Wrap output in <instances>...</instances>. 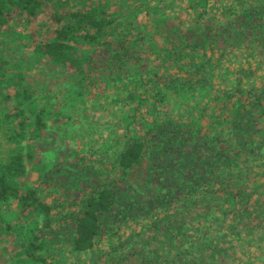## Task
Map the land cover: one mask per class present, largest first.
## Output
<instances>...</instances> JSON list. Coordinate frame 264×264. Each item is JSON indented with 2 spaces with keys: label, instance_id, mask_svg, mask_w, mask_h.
<instances>
[{
  "label": "rangeland",
  "instance_id": "374dc122",
  "mask_svg": "<svg viewBox=\"0 0 264 264\" xmlns=\"http://www.w3.org/2000/svg\"><path fill=\"white\" fill-rule=\"evenodd\" d=\"M91 1L60 0L57 7L53 6V0L48 6L41 7L35 17L29 18L20 13L0 28V62L7 61L8 66L1 82L7 79L15 88V91L12 89L0 91V99L3 98V101H0V110L5 111L0 113V150H6L4 136L9 132L6 129L12 128L10 132L14 136L18 132L28 133L29 125H33L38 114L45 123L41 137L34 143L39 149L36 156V169L39 174L46 175L44 172L58 164L62 157L69 158L71 165L70 171L63 166L59 168L62 173L59 187L51 189L54 194L49 199L58 195L62 196L63 201L71 199L68 193H73L78 188L83 189L87 175L96 177L107 174L109 181H111L109 177H114L116 181L113 182V186L120 190L117 203L121 210V220L117 224L120 235L113 240V243L117 244L112 248L108 247L105 244L107 235L104 236L105 240H101L102 245L98 248L76 254L70 233L68 230L62 231L61 238L58 237V243L54 247L46 246L44 264H150V261L152 264H264L262 238L255 234L254 240L248 232L237 236L234 231L233 234L231 230H227L232 224L231 220L220 226L222 225L221 221L219 222L222 217L220 215L224 213L223 208L225 212L229 210L228 205L208 209L202 222L201 220L197 222L191 211L186 210L187 207L180 206L183 201L177 207L174 206L172 200L182 195L177 196L174 193L176 175L171 174L166 168L171 170L170 163L172 160L175 162V156H166L163 160V170L160 169L157 161L151 157L154 140L144 144L146 151L139 156L142 163L132 170V173L114 166L112 160L118 151L128 146V138L142 140L145 137L146 126L140 122L133 123L130 131H127V139H123L122 136L126 132L123 125L126 116L120 115L124 113L125 107L123 104L113 107L119 96L125 98L127 91H132L138 86L136 84L128 86V82L131 81L130 75L148 74V79L153 77L160 85L163 83L181 87L185 84L183 77H187V74L179 67L194 65L188 54L191 49H196L199 55L208 53L209 58L206 60L208 64L205 67L207 79L211 65L215 64L216 72L227 75L229 82L237 80L235 72L239 70L245 72V75L250 72L247 78L251 75L252 84L247 78H243L229 102L228 108L231 111L226 109L219 111L216 108L214 113H211L216 119L194 127L197 136L196 138L194 136V141L186 142L187 146L192 142L205 144L203 151L208 158L213 159L216 153L206 149L207 143L214 142L215 145L220 142L226 143V147L233 149L236 154L239 153L234 156L236 160L234 167L239 166L242 172H245L249 164L250 166L255 164V172L264 177V102L258 107L253 106V103L249 104L258 96L264 98V0L154 1L156 8L149 11L150 16L156 18L150 23L147 33L138 36L136 31L129 37L120 20L124 19L122 17L126 16V12L132 10L134 0L129 2L106 0L111 7L109 10H117L121 15L115 22L120 23L119 25L111 24L118 28L114 35L96 34L99 42L94 46L89 41L81 40L89 31L84 22L77 27L82 33H74L75 36H79L77 43H74L75 55L81 60L87 74L86 77L81 76L82 84L78 89L76 84L78 77L72 76L70 68L67 66L61 68L60 63L51 65L48 58L36 55L35 51L41 43L54 39L57 30L68 26L76 29L74 15L79 18L86 15L91 8ZM146 1L150 3V0ZM100 2L102 1L99 0L98 3ZM200 12L204 13L200 15ZM100 29L98 27V32ZM118 31L122 32L121 36ZM165 39L172 42V45L166 43ZM157 49L158 52L155 53ZM204 60L202 57L201 63ZM92 66L93 71L90 70ZM25 73L28 74L26 78ZM108 81L115 83L111 85ZM20 84L25 86L18 88ZM211 84L217 87L219 82L211 81ZM231 89L232 87L228 86L222 91ZM25 91L28 93L25 94ZM82 92L87 96V100H90L85 101L83 105L79 103ZM6 94L9 97L6 98ZM169 97L170 101L175 99L172 95ZM195 97L199 99L198 96ZM112 102L113 104L108 106ZM223 104L224 102H220L219 106L223 107ZM202 105L200 101H194L187 104V107L191 110L190 114L196 115L195 112ZM234 110L235 114H232ZM5 113L9 114L7 119ZM217 120L224 122L225 125L217 126ZM232 122L236 125L233 132H229L232 129ZM214 132L212 138L205 139ZM251 133H256L253 139L248 137ZM117 138L121 139L123 146L114 144L113 141ZM80 140L84 141L81 142L84 145L81 157L82 154H86L81 159L79 154L74 157L70 153ZM93 141L95 146L92 153L88 150ZM101 145L102 148L97 150ZM247 148L252 150L251 153ZM188 149L189 153L192 152L191 148ZM201 154L203 155V152ZM90 155L93 161L89 158ZM185 156L189 159V155ZM230 157H233V154ZM204 160L205 158H202L198 162L199 169L197 163L191 165L197 169L194 177L199 175L201 181H206L204 188H207L205 191L194 188L195 192L192 193L193 197L190 200L197 201L196 207L200 204L201 207L209 203L218 204L217 197L221 195L219 183L222 178L216 171L206 170L205 173L200 165ZM237 174L240 175L239 172ZM259 178L264 181V178ZM36 179V174L30 173L28 180L31 181L28 182L26 179L22 184L32 187L34 184L32 181ZM161 184L165 188L158 192L157 187ZM224 197L225 195L222 196V201ZM263 198L264 192L259 190L251 199L249 209L256 206L250 209L253 210V217L264 215ZM218 210L220 212L216 215L215 212ZM71 211L74 212L75 208L73 207ZM198 211L200 215L203 209ZM1 212L0 264H16L15 254L20 249L19 240L16 241L18 235L9 237L2 235V227L26 226L30 223L26 219L33 214L30 216L32 211L18 206L16 202L5 203ZM193 212L195 213V209ZM244 213L246 212H242ZM229 214H232V211ZM5 220L10 221L11 226H6ZM243 222H237V229L243 230ZM153 223L155 228L152 232L150 228H144ZM213 229L215 233H212ZM222 231L226 233H221ZM120 237L123 239L122 242ZM4 244L8 245L9 250L5 249L7 246ZM11 246H14V249Z\"/></svg>",
  "mask_w": 264,
  "mask_h": 264
},
{
  "label": "trees",
  "instance_id": "16d2710c",
  "mask_svg": "<svg viewBox=\"0 0 264 264\" xmlns=\"http://www.w3.org/2000/svg\"><path fill=\"white\" fill-rule=\"evenodd\" d=\"M51 1L53 0H0V28L4 26L9 19H13L20 13L22 15L25 14L29 18L35 17L36 12L41 7L48 6ZM58 1L60 0H54L53 6L55 5L58 7ZM101 1L102 2L98 3L99 0H92L91 8L87 11L86 15L81 16L82 18L74 15L76 20L74 27L76 29L68 26L57 30L54 39L41 43L35 51L36 55L43 56L44 59L48 58V63L51 65L60 63L61 68L64 66L70 68L72 70V76L78 77L76 82V84H78V89H80L82 84L81 76L86 77L87 74L84 72L81 60L75 55L76 49L74 43H77L76 41L79 36H75L74 33H82V30L77 27H80V24L83 22L87 25L89 31L81 40L89 41L90 44L95 46V43L99 42L96 34L106 33L107 35H114L115 30L118 28H115L111 24H120L115 23L121 18V15L118 14L119 11L109 10L111 7L107 1ZM154 1L158 2V0H150V3L146 0L133 1L134 7L132 10L126 12V16L123 15L122 17L124 19L120 20L128 37L136 33V31L138 32V36L147 33L150 23L156 18V16H150L151 12L149 11V9L154 10L156 8L154 6L156 5ZM126 2H129V0H126ZM189 2L194 1L189 0ZM92 13H94V15ZM203 13L204 12H200V15ZM98 27L101 28L99 32ZM154 28L156 29V27ZM118 33L121 36L122 32L118 31ZM93 35H95V37H93ZM105 41L107 42V37H105ZM117 41L118 39H116V42ZM165 42L172 45V42H169L167 39H165ZM157 52L158 49L155 53ZM188 55L194 65H181L179 67L183 73L187 74V77H183L185 84L181 87L163 83L160 85L153 77L148 79V74L140 75L136 73L130 75L131 81L128 82V86L132 84L138 86L132 91H127L125 98L119 96L113 107L115 108L116 105L121 104L125 107L124 113L120 115L126 116L124 124L122 123L126 127V132L122 136L123 139H127V131H130V126L133 123L138 124L140 122L146 126L144 129L145 137L142 140H134L133 137L128 138V146L118 151L112 160L114 161V166L127 169L129 173H132L131 171L135 170L142 163V161L139 160V156L143 151H146L144 144H149V141L154 140V146L151 149V157L157 161V166L160 169L163 170V160L166 156H175V162L173 163L172 160L170 163L172 165L171 170L166 168L171 174L176 175L175 179H177V182L174 193L177 196L182 195L175 200H172L173 197H171L174 206L177 207V205L183 201V204H180V206L182 208L187 207L186 210L191 211L190 213L196 217V221L198 222V220H201L202 222L204 217H206L205 215L208 213V209L228 205L229 210L225 212V208H223L224 213L220 215L222 216L219 219V222L221 221L220 224H222L220 226H223L224 222L231 220L232 224L228 226L227 230H231L233 234L234 231H236L238 236L249 231V225L245 223L241 215L247 208L245 205L250 203L256 193L259 190L264 192V181H261L259 178L261 177L263 179L264 177L258 175L259 172H255V164H252V166L249 164L248 170L245 172H242L239 166L234 167L233 165H235L236 162L234 156L239 153L236 154L233 149L226 147V143L220 142L217 145H215L214 142L207 143L208 148L206 149L210 152L215 151L216 153L215 157L212 159L208 158V155L203 151L205 144L202 145V143L192 142L190 146H187L186 142L190 140L194 141V136L196 138L197 132L194 127H198L197 125L201 123L205 125L206 122H212L216 119L214 114H211L214 113L216 108H218L219 111L224 109L231 111L228 106L231 98L234 97L236 87L243 78L246 79L249 76L250 72L245 75V72L239 70L235 72L237 80L229 82L227 80L228 76L222 75V72H216V66L213 64L208 71L209 79H207L205 67L208 64V62H206L207 58H209L208 53L205 52L199 55L196 49H191ZM202 57L205 60L201 63ZM127 64H129V62H127ZM11 66H13V64H11ZM6 67H8L7 61L0 62V91L2 92L6 89L15 91L14 84L9 80L6 79L3 83L1 82V80L4 79ZM90 70H94L93 66ZM27 75L25 73L24 78H26ZM10 78H12V76ZM24 78L21 77V79ZM247 79L250 84H252L251 75ZM211 81H218L219 85L215 87L211 84ZM108 82L111 85L115 83L114 81ZM21 86L25 85L20 84L18 88ZM228 86L232 87L230 91H222L223 88ZM169 92L172 98H175L172 100L173 102L169 100ZM26 93L28 92L25 91V94ZM195 96H198L199 99ZM7 97H9V95L6 94V98ZM0 101L2 102L3 98L0 99ZM85 101L90 100H87V96L82 92L79 103L83 105ZM194 101H200L203 104L202 107H199L195 112L196 115L190 114L191 110L187 107V104H191ZM220 102H224L223 107L219 106ZM261 102H264V98L258 96L255 101H250L249 104L253 103V106L258 107L262 104ZM112 104L113 102L108 104V106ZM195 109L196 106L193 107V110ZM4 112L5 111L0 110V113ZM5 114L7 119L9 114ZM232 114H235V110ZM27 124H29V122ZM231 124L232 129L229 132H233V127L236 125V123L233 122ZM224 125V122L217 120V126L222 127ZM29 126L28 133L18 132L15 136L10 132L12 131L11 127V129H6L9 131L4 136L6 150H0V216L2 213L1 209L5 203L8 202H16L18 206L26 210H31L32 213L30 216L33 214L30 218L26 219L30 222L26 226L17 225L15 228H4L1 225L3 228L2 235H7L8 237L11 235H18L16 241L19 240L18 246L20 249L15 254L17 257L16 264H44V262H46L44 259L47 251L46 246L54 247V245L58 243V237L60 236L61 238L60 232L66 230H68L72 237V245L76 254L98 248L102 245L100 244L101 240H105L106 238H104V236L106 237L107 235L108 238L105 244L112 248L113 245L117 244V242L113 243L114 238L120 235V233H118L119 229L117 228V224H119L121 220V210H119L117 204L120 190H117L116 187L113 186V182L116 181L115 178L109 177L111 180L109 181L107 174L106 176L96 177L87 175L83 183V186H85L83 189L78 188L73 193H68V195H71V199L63 201L61 195L49 199V197L54 194L51 189L54 190L56 186L59 187V178L62 175L59 168L63 166L68 168L69 171L71 170V165H69L70 159L62 157V159L58 161V164L44 172L46 175H40L39 171L36 169V156L39 153V149L35 147L34 143L41 137L42 129L45 128V123L37 114L33 125L30 124ZM227 130L226 128L225 131ZM225 131H223V133H225ZM212 134H215V132L210 133L205 139L212 138ZM255 135L256 133H251L248 137L253 139ZM81 142L84 141L80 140L79 144L74 145L73 151L70 152L74 157L76 154H79L80 159L86 156V154H82L81 157V151H83L84 148ZM113 142L116 146H123L124 144L121 142V139L119 140L118 138L114 139ZM94 146L95 141L90 144L88 151L93 153L92 150ZM101 148L102 145L97 150ZM188 148H191L192 152L189 153L187 151L189 150ZM248 150L247 148V151ZM202 152L203 155L201 154ZM231 154H233V157H230ZM185 155H189V159ZM153 156H155V158ZM89 158L93 161L92 155H90ZM202 158H205V160L201 162L202 164L200 165L205 173L206 170H211L220 174L222 179L219 183L221 189L219 193H221V195L217 197V199H219L218 204L209 203L206 205L204 204L205 206L203 205V207H201L200 204L199 207H196L198 204L197 201L190 200L193 197L192 193L195 192L194 188L199 191H205L207 188H204V185L206 186V181H201V178L198 177L199 175L194 177L196 174L195 170L197 169H194L191 165L197 163L196 165L199 169L198 162H200ZM196 165L194 166L196 167ZM110 168H112V166H110ZM238 172L240 175L237 174ZM30 173L31 175L36 174L37 179L36 181H32L34 183L32 187L24 186L22 182L26 179L28 180ZM49 173L50 175L48 176ZM251 175L253 176L251 177ZM29 181L31 180H28V182ZM120 182L122 183L123 181L120 180ZM164 188L165 186L161 184L157 187V191L160 192ZM48 189L50 190L48 191ZM170 189H172V187H170ZM66 194L67 192L64 195ZM171 195L173 196V193H171ZM223 195H225L224 201H222ZM197 196L198 194H196L195 197ZM262 202L264 203V198ZM239 206L240 208H238ZM73 207L75 208L74 212L71 211ZM201 208L204 212L202 211L199 215L198 210ZM193 209H195V213ZM247 209H249V207ZM220 210L215 212V214H219ZM230 211H232V214H229ZM237 222H243L242 231L237 229ZM5 224L6 226H11L8 220H5ZM154 224L155 223H153V225H146L144 228H150L152 232L155 228ZM59 228H61V230ZM215 232V229H213L212 233ZM221 233L226 232L222 231ZM122 235L124 237L125 233L123 232ZM122 240L123 239L120 237V242H122ZM4 245L7 246L5 249L9 250L8 245ZM11 248L14 249V246H11ZM150 264H152L151 261Z\"/></svg>",
  "mask_w": 264,
  "mask_h": 264
},
{
  "label": "crops",
  "instance_id": "0c3cea01",
  "mask_svg": "<svg viewBox=\"0 0 264 264\" xmlns=\"http://www.w3.org/2000/svg\"><path fill=\"white\" fill-rule=\"evenodd\" d=\"M249 205H250V203L245 205V206H247V208H248ZM254 207H256V206H251L250 209H252ZM238 208H240V207H238ZM247 208L244 211L246 213L242 214L241 218L243 220H245V222H247V224L249 225V229H248L249 235L251 236L252 239L255 240V238H253V237H255V234H257V236L262 238L264 241V215L261 214L260 216L253 217L252 216L253 210H250ZM261 228H263V229H261ZM259 249H260V247H259Z\"/></svg>",
  "mask_w": 264,
  "mask_h": 264
}]
</instances>
